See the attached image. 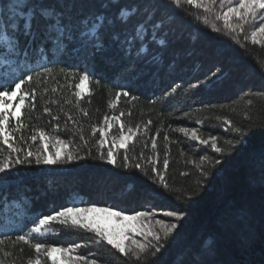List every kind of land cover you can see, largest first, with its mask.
Segmentation results:
<instances>
[{"label":"trees","instance_id":"1","mask_svg":"<svg viewBox=\"0 0 264 264\" xmlns=\"http://www.w3.org/2000/svg\"><path fill=\"white\" fill-rule=\"evenodd\" d=\"M12 2L0 0V15L4 18L10 14ZM42 2L59 7L58 0ZM82 3L80 14L103 13L115 20V28H109L105 34V44H109L111 33L126 26L115 19L120 9L128 6L130 10L135 0L108 2L107 7L103 6L105 0H82ZM173 12L169 20H176L181 39L173 38L167 46L150 43L148 51L141 54L144 59L135 62V72L129 71V61L117 52L114 44L108 51L97 54L92 62L95 76L85 85L79 103L74 87L79 80L69 83L66 76L73 73L60 70L75 68L77 61L71 57L47 65L51 68L49 73L36 75L40 69L35 68L34 79L22 85L25 91L35 89L37 98L34 109L29 105L21 110L23 127L16 136L18 140L20 136L24 139L17 146L35 151L41 141L38 138L32 142L30 137L36 129L43 128L49 135L74 140L71 147L82 149L81 155L86 148L92 149L96 159L68 166L19 168L9 177L10 187H0V192L9 197L7 202L0 199V233L7 234L0 235L4 241L0 244L2 264H27L28 259H35L37 242L69 247L94 237L87 230H69L59 222H51L52 231L43 237L33 235L30 243L16 241V236L30 231L32 220L39 215L50 214L60 207L91 205L115 206V210L128 215L151 210L155 219L177 223L170 243L162 249L159 264H198L201 260L203 264H264V167L260 161L264 149V45H253L250 39L244 41L243 34L237 40L219 26L216 27L221 31H214L212 23L204 22L203 8L195 5L182 4ZM136 20L134 15L127 26ZM23 24L24 20H20L21 27ZM43 24L44 20L37 16L34 27L38 32ZM164 31L162 26L158 38ZM149 38L150 33L146 40ZM23 43L26 41L22 39ZM158 53L160 59L153 61L152 57ZM54 60L61 58L57 54ZM12 63L15 66L14 60ZM5 66L0 65V83ZM32 66L20 62L15 75L22 78L21 69L28 74L27 68ZM217 67L223 71L220 81L210 90H200L193 96L189 85L203 80ZM83 70L81 67L80 71ZM173 88L177 91L173 92ZM121 89L129 91L130 96L122 97L115 108L110 107V102L116 101V91ZM45 107L51 109V115L44 112ZM81 109L87 112L86 116ZM121 113L124 115L120 121L113 122L109 129L105 152L112 146V137L119 136L121 123L125 131L132 128L137 136L128 142L130 156L135 158L144 151L146 156L159 160L157 167L163 171L162 160L167 153L169 168L164 174L169 194L160 191L158 179L153 183L139 170L113 168L98 160L99 133L93 136L92 126L104 127L105 115ZM56 115L59 120L52 119ZM69 115L75 124L68 120ZM149 120L152 123L145 131L144 125ZM178 127H196L202 138L216 135L223 152L215 153L210 145H198L174 131ZM235 128H241L246 136L242 138L245 143L233 148L239 135ZM81 130L89 141L87 146L79 139ZM165 134L169 137L167 141ZM152 136L157 139L155 152L151 147ZM202 156L207 159L201 160ZM216 159L221 163L213 167ZM141 163L150 172V165L146 161ZM202 169L209 171L207 177L201 175ZM130 184L135 186V192L130 190ZM146 194H151L150 200ZM168 211H183L186 215L176 221L166 216ZM153 226L163 235L155 220ZM135 238L143 240L141 234ZM5 252L9 255L5 256ZM88 252H94L100 264H137L135 257L123 256L106 242L80 249V255ZM146 259L142 258L140 264ZM42 264H51V260L45 258Z\"/></svg>","mask_w":264,"mask_h":264},{"label":"snow or ice","instance_id":"2","mask_svg":"<svg viewBox=\"0 0 264 264\" xmlns=\"http://www.w3.org/2000/svg\"><path fill=\"white\" fill-rule=\"evenodd\" d=\"M108 2L116 3L118 0H105L104 7L108 6ZM217 0H135L131 5L130 10L128 6L120 9L116 20H119L126 26L119 32L113 31L109 37L111 43L105 44V34L109 28H115V20L107 17L105 14L89 13L86 16L80 14V9L83 7L82 0H58L59 7L43 5L42 0H36L32 3L31 0H13L10 7V14L4 18L0 15V65L3 67L4 79L0 83V187H10L9 177L17 172L19 168H33L39 166H68L80 163H87L92 159H96L92 155V149L86 148L84 154L81 155L82 149L71 145L74 144L72 139H63L60 135H49L43 128L35 130L31 135L32 142L37 139L41 141L39 147L35 151L28 147H18L17 143L22 141L23 136H16L23 127L22 109H26L29 105L34 109L36 100V90L31 92L25 91L22 85L26 82H31L34 79L33 72L35 68H39L41 73H49L51 68L47 65L53 63H60L64 57H71L77 61L75 68L69 67L67 69L61 68L62 72H72L69 83L78 79L74 87L78 90L75 92L77 102L83 95L85 85L95 76V69L92 62L97 54L108 51L112 45L118 53L123 54V58L129 61V71L135 72V62L142 60L141 55L148 51V45L155 42L159 45L167 46V42L173 38L181 39L178 29L176 27V20H169V16L174 14L173 10L180 8L182 4L195 5L197 8H203L206 14H214L216 20H223L224 28L228 30L229 34H234L235 39H239L243 34V40H251L253 45H264V0H218L220 9L222 11L215 12L214 6ZM28 7V11L24 9ZM227 9L223 11V9ZM79 15V19H77ZM137 17L136 22L127 26L131 17ZM37 16L44 20V24L40 26L41 30L38 32L34 27V21ZM235 18L236 22L231 21ZM204 22L207 24L208 15L204 16ZM20 20H24V24L20 26ZM164 28V33L158 38V33L161 28ZM212 28L216 32L221 29L212 24ZM251 29L250 35L248 29ZM150 38L146 40V37ZM22 39L26 43L22 44ZM39 40V43L36 41ZM55 49V52H53ZM59 55L61 60H54V56ZM160 53L152 57L153 61L160 59ZM11 58V59H9ZM15 61V66L12 61ZM39 61V63H37ZM47 61V64L45 63ZM20 62L25 65L31 64L32 67L27 68V73L21 69V76L17 77L15 72L19 67ZM83 67L84 70L80 71ZM223 71L217 67L215 71L206 75L203 80H197L196 83L190 84L189 88L192 90L194 96L200 90H210L221 79ZM46 78V77H45ZM14 85V87H12ZM11 88V90H8ZM55 91V89H53ZM173 92L177 89L173 88ZM116 101L110 102V107L115 108L121 98L130 96L127 90H118L115 93ZM133 100L136 97H132ZM18 101L14 106L12 101ZM26 100L28 104H26ZM15 109V110H14ZM84 115L87 112L81 109ZM45 113L51 115V109L44 108ZM113 115L111 117L105 115L103 118L104 127L92 126V134L95 136L99 133V139L96 140L98 146V160L113 166V168H121L123 170H139L146 178L150 177L155 183L158 179L159 189L164 194L167 193L168 185L166 183L165 172L169 168V159L165 153L162 160L163 171L157 167L159 160H153L152 157L146 156L144 151H141L137 157H132L128 154L129 141L137 136V132L132 128H127L120 124L119 136L112 137V146L108 147L105 152V144L108 141L109 129L113 127V122H118L123 116ZM188 115L187 112L184 113ZM53 120H59V116H52ZM68 120L75 124V120L71 115ZM152 121L149 120L144 125V130L147 131ZM231 124V121H227ZM59 128V124L56 125ZM176 132L183 133L185 137H189L193 142H198L200 146H209L215 153H222L223 149L218 146V138L216 135H209L207 138H202L198 134L196 127H178L174 129ZM235 133L239 134L235 137L236 144H243L245 140L242 139L246 133L241 128H235ZM159 135V130H157ZM79 139L87 146L89 141L86 140L82 134H79ZM164 139H169L168 135H164ZM26 143V142H25ZM231 143V142H230ZM145 147L147 145L145 144ZM151 147L153 152L157 149L156 136L151 137ZM52 149V151H49ZM123 149V153L120 152ZM7 152V155L4 153ZM207 157H201V160ZM141 161H146L150 165V172H148ZM261 166L264 167V149L260 154ZM221 160L216 159L214 165H219ZM154 174V175H152ZM201 175L207 177L208 170L202 169ZM129 188L132 192L136 191L134 185L130 184ZM0 199L5 202L9 197L7 193L0 192ZM146 199H151V194H146ZM75 203V202H72ZM83 203V201H81ZM147 206V204L145 205ZM104 213L108 217L123 221H140L141 218L148 220L152 216L151 210L135 211L133 215H125L124 211L115 210V206L111 207H97L95 205L86 207L66 206L60 207L58 210H52L50 214L39 215L32 220V227L26 234L16 236V241L30 243V237L33 235L43 237L45 233L52 231L49 227L51 222H59L60 226L67 227L69 230L82 229L94 233V237L87 241L71 245L69 247H59L52 244L45 245L37 242L34 244L35 259H28L27 264H42V261L51 260V264H100L98 258H95L94 252H88L87 255H76L72 253L78 249L91 248L95 244H103L106 242L113 249L117 250L125 257H135L137 264H140L142 258L146 257L144 264H159L162 249L167 243H170L174 230L178 228L175 222L166 223L165 219H155V225H159L163 231H157L154 226L149 227H132L125 226L120 231L115 229L109 230L103 227L96 216H89V214ZM186 215L183 211H168L166 216L174 218L176 221L182 220ZM38 220V222H37ZM141 234L143 240L135 238V235ZM6 236V233H0ZM163 241V243H162ZM0 239V244H3ZM208 242H205L207 246ZM55 253L60 254V258L54 256ZM5 256L9 253L5 252ZM2 264V261H0ZM198 264H203L199 261Z\"/></svg>","mask_w":264,"mask_h":264},{"label":"rangeland","instance_id":"3","mask_svg":"<svg viewBox=\"0 0 264 264\" xmlns=\"http://www.w3.org/2000/svg\"><path fill=\"white\" fill-rule=\"evenodd\" d=\"M200 2H201V0H197V3H200ZM233 2L235 3L236 0H233ZM226 10H227L226 8L223 9V11H226ZM214 11L215 12L222 11L220 9V5L218 3V0H217L216 5L214 6ZM203 15L204 16L208 15V21L210 23L215 24L216 26L222 27L225 32H228V30L224 28V22H223L222 19L221 20H216L214 14H206L205 12H204ZM220 22H222V24H220ZM231 22L235 23L236 22L235 18H233V20ZM250 31H251V29L249 28L248 29L249 34H250ZM17 102L18 101H16V100L12 101L13 106ZM125 215H128V214H125ZM89 216H96L99 219V221H100V223H101V225L103 227H106L109 230L115 229L116 231H120L125 226L147 228V227H149L150 224H151V226H153V223H154V220H155V217H153V215L148 220H145L144 218H141L140 221H123V222H121L120 220H117L115 218L108 217L107 214H104V213H96V214L90 213ZM139 240H141V239H139ZM59 247H64V246L59 245ZM66 247H68V246H66ZM72 255L73 256L80 255V249H78L75 252H73ZM54 256L60 258V254L59 253H55Z\"/></svg>","mask_w":264,"mask_h":264}]
</instances>
